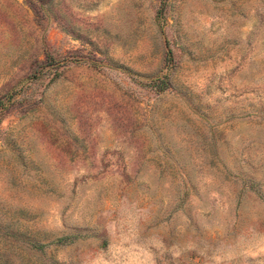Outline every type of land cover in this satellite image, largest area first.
I'll return each instance as SVG.
<instances>
[{"label":"rangeland","instance_id":"obj_1","mask_svg":"<svg viewBox=\"0 0 264 264\" xmlns=\"http://www.w3.org/2000/svg\"><path fill=\"white\" fill-rule=\"evenodd\" d=\"M0 264H264V0H0Z\"/></svg>","mask_w":264,"mask_h":264}]
</instances>
